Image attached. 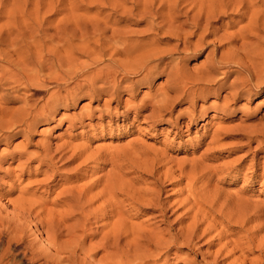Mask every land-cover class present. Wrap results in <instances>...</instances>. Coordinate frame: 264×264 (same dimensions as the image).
I'll return each mask as SVG.
<instances>
[{
	"label": "rangeland",
	"instance_id": "rangeland-1",
	"mask_svg": "<svg viewBox=\"0 0 264 264\" xmlns=\"http://www.w3.org/2000/svg\"><path fill=\"white\" fill-rule=\"evenodd\" d=\"M124 1L127 0H0V26H7L9 17H12L9 22L16 23L24 32L27 24L38 26L34 35L36 43L30 39L20 41L19 46L24 47L22 54L10 58L9 62L0 61V68L18 65L23 68L25 65L31 70L37 65L35 62L44 60V70L58 69L57 83L65 85L57 87L55 82H46L42 76L41 85L31 88L6 86L0 91V97L4 94L8 97L0 103L11 110L2 122L4 130H0V225L15 228L17 223L6 218L9 212L13 208L25 210L33 202L39 204L35 206L36 212L43 208L60 210L59 201L66 189H73L78 194L82 190L90 191L89 197L98 195L103 189L108 193L116 185L115 177L119 179L118 175H122L124 181L137 190L127 191L117 199L119 202L125 200L120 206L129 209L124 218L136 230L158 232L167 228L160 223L161 212L143 206V200H138L142 190L155 189L152 175L156 172V178L161 181L158 188H164L162 199L166 203L168 225L174 227L173 235L189 225V218L194 217L198 209L197 203L208 204L216 211L211 213L206 209L210 216L201 229L211 225L212 218L218 229L204 235L195 249L179 247L170 252L169 264H194L203 256L210 261L212 254L219 250L221 259H225L220 264H231L238 261L240 250L246 248V263L241 260L238 264H264V88L239 97L228 108L223 100L229 90L220 88V84L205 83L207 73L198 75V78L203 77L200 78L203 83L188 84L186 93L166 90L167 73L154 74L147 80L133 75L129 80H123L124 75H120L117 88L101 81L93 86L87 84V77L98 75L108 63L93 61L88 64L87 40L82 36L96 26L98 13L110 14ZM181 1L184 6L195 1L213 7L218 3L215 0ZM240 1L221 0L227 14L216 25L220 28L218 36L209 40L210 48L205 47L186 57L185 75H193L192 71L207 62L208 54L213 51L218 52L215 59L219 61L229 41L219 43L215 39L225 36L234 40L237 48L244 44L245 49H250L254 42L252 38L243 41L234 37L249 24L246 17L242 18L244 14L250 16L249 1L245 0L242 8ZM259 24H264V20ZM126 25L120 23L117 29L141 31L146 28L145 23ZM14 37H4L6 43L1 46L2 51H11L10 40ZM93 49L91 46L90 59H102L103 56ZM216 67L217 73L212 75L218 80L223 77L221 73H228V85L240 72L231 62L216 64ZM44 72L43 75L49 74ZM166 96L171 98L172 107L170 111L158 113L162 106L170 104L165 105ZM173 97H177L175 102ZM27 100L39 106L38 110L47 102L53 108L40 109V114L37 110V115L34 114L27 126L10 127L16 120H21ZM101 197L92 209L104 202V198L99 200ZM236 200L246 201L250 208L232 222L227 220L230 228L222 224L221 218L235 214L232 211L237 205ZM131 204L142 207L132 209ZM7 206L11 208L5 210L3 207ZM103 214L111 219H105ZM215 214L220 217L216 218ZM112 216L111 210L107 209L99 220L92 218L90 223L95 227L114 223L117 218ZM220 232L223 239L218 242L216 236ZM4 240L0 255L7 249ZM101 255L95 259L99 260ZM17 260L21 262L19 258Z\"/></svg>",
	"mask_w": 264,
	"mask_h": 264
},
{
	"label": "bare ground",
	"instance_id": "bare-ground-1",
	"mask_svg": "<svg viewBox=\"0 0 264 264\" xmlns=\"http://www.w3.org/2000/svg\"><path fill=\"white\" fill-rule=\"evenodd\" d=\"M215 1L218 3L214 4L215 7H213V5L205 6V2L201 1H195L184 6L181 0H127L118 5L117 8H113L110 14L98 13L95 18L96 26H92L82 36L84 40H87L85 54L89 59L88 64L93 61L108 64H105L103 69H99L98 75L90 79L87 77L88 81L86 83L93 86L101 81L108 86L112 84L114 88H117L120 75H124L123 80H129L132 75L141 76L142 80H147L154 74L167 73L166 90L168 92L186 93L188 84L196 86L195 84H200L199 82L203 83L204 81L200 79L203 77L198 78V75L201 73L206 75L207 73V81L204 77L205 83L217 84L218 86L220 84V88L229 90L223 100L225 103L223 104L229 106L228 108L231 104L234 105L239 97L250 95L254 89L264 88V24H259L261 20H264V0H248L249 10H251L248 13L250 16L244 14L242 18L246 17L249 24L234 35V37L241 38L243 41L252 38L254 42L249 50L245 49L244 44L237 48L234 46V43H236L234 40L222 36L223 38L215 39V41L227 40L229 44L226 50L223 49L219 61L215 59L217 51H213L208 54L207 62L202 63L198 66L199 68L192 71L193 75H185L184 63L186 57L191 53L202 51L205 47L210 48L209 40L216 38L220 30L216 25L226 18L224 14L227 13L223 10V2L221 0ZM239 3V7L242 8L245 0H241ZM14 13L12 11V15ZM11 19L12 17L8 18L7 26H0V59L3 58L0 61L2 62H9L10 58L22 54L21 51L24 47L19 46L20 41L26 42V39H30L32 43H36L34 35L38 28L37 25L27 24L26 29H24L26 32H24L18 29L16 23L11 24L9 22ZM120 23H125L126 26L145 23L146 28L141 31L129 29L123 31L117 29ZM255 33H262V35H252ZM244 34L247 36L244 37ZM6 35L8 37L15 36L14 39L10 40L9 47L11 51L1 50V46L6 43L4 40ZM91 46L94 48L93 51H97L98 54L103 56L102 59L97 61L90 59V53H93L90 51ZM228 62L234 63L240 69L239 73L236 72L238 76L229 85L228 73H221L223 77L218 80L213 76L216 75L218 70L216 64L224 65ZM35 63L37 65H33L35 67L31 70H27L23 64V68H19V65V67L11 66L9 69L7 68L10 66H5L6 69H2L4 67L0 68V70L2 69L0 71V91H4L3 88L6 86L31 88L35 85H41L42 76L45 77L46 82H55L57 87L64 85L60 82L57 83V79L60 78L57 74L58 69L55 71L54 67H50L46 69L49 74L43 75L42 73L45 71L44 60ZM60 67H63V64ZM202 74L199 76H202ZM14 88L17 89L18 87ZM6 96V94L2 95L0 101L5 98L8 99ZM170 99L168 101L164 99L167 102L165 105L170 104L162 106L158 113L170 111L172 107ZM176 100L177 97L172 98L173 102ZM30 102L27 100L26 106L22 109L21 120H16V123L10 127H17L20 124L27 126L28 121L34 118V114L37 115L41 111L40 109L52 110L53 108L52 104L47 102L43 108L38 110L39 106H35ZM8 112L10 113L11 110L0 103L1 131L5 128L2 126V122H5ZM121 176L118 175L119 179L115 177L116 185L108 193H105V189H103L96 196L89 197L90 191L82 190L78 194L73 189L64 190L66 192L62 193L63 198L58 205L60 210L43 208L41 212H36L35 206L38 202L29 203L30 206L25 210L13 208L9 212L13 217L8 215L6 218L9 222L17 223V226L11 228L10 226L0 225V247L5 243L4 239H6L7 244V249L0 255V264H3L4 261H7L6 264H158L160 261H163V264H169L168 255L170 252L179 247L188 250L195 249L202 237H205L204 235L214 228L218 229L213 218L211 225L201 229L205 222L209 220V212L216 211L214 207L199 202L196 204L198 209L195 216L189 218L191 220L189 225L176 231V234L173 235L174 227L168 225V216L164 209L166 203L162 199L164 188H158L161 181L156 178V172H153L155 189L142 190L138 200H143V203H145L143 206L148 205L154 211H160L161 214L158 216L162 218L160 223L167 225V228L158 232L136 230L124 218L129 209L124 210L125 208L121 207L120 204L123 205L126 201L119 202L117 199L119 195H124L127 191L136 192L137 190L134 187L132 188L130 182L129 186L128 181L125 180V182L124 176ZM120 177L123 179H120ZM101 195L102 197L99 200L104 198V202L99 207L92 209L95 201ZM147 195H151L152 198L146 199ZM236 204L232 211L235 214L230 213V217L227 219L222 217L223 214H221L222 224H226L230 228L232 226L229 225V222L236 219L241 212L246 213L250 208L244 200H236ZM40 206L43 207L44 205ZM132 206V204L129 205L132 209L139 208V210L142 207L138 204ZM114 207L116 208L114 209ZM3 208L7 210L11 207ZM107 209L111 210L112 217L117 218L114 223L109 222L100 227H95V224L90 223L92 218L99 220L101 213L107 211ZM103 215L105 219H111L106 214ZM215 217L220 216L215 214ZM242 223L247 222L242 221ZM106 229L108 230L104 232ZM222 235L223 233L220 232L216 236L218 242L223 239ZM32 237L34 239L29 241L28 239ZM98 237H100L99 241L93 242ZM249 242L248 240L247 243ZM246 250L248 249H241L238 261H233L231 264H238L241 260L246 263L244 257ZM100 253H102L100 259L96 260L95 257ZM221 257L222 253L219 250L212 254V260L209 261L207 260L208 257L203 256L201 261L194 264H220L225 261ZM18 258L21 262L17 260Z\"/></svg>",
	"mask_w": 264,
	"mask_h": 264
}]
</instances>
